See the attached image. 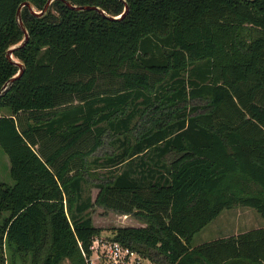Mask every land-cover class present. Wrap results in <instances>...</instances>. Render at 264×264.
Segmentation results:
<instances>
[{
    "label": "trees",
    "instance_id": "trees-1",
    "mask_svg": "<svg viewBox=\"0 0 264 264\" xmlns=\"http://www.w3.org/2000/svg\"><path fill=\"white\" fill-rule=\"evenodd\" d=\"M47 1L0 0V90L19 71L7 58L24 39L18 9ZM125 1L118 20L61 0L42 16L21 8L29 39L13 57L25 71L0 98L12 180L0 182V264H86L101 231L95 203L145 221L113 239L157 251L160 264H264V227L194 243L235 206L264 220V0ZM97 75L121 80L119 90L93 94ZM104 133L123 148L105 168L125 166L96 178L93 201L87 156Z\"/></svg>",
    "mask_w": 264,
    "mask_h": 264
},
{
    "label": "rangeland",
    "instance_id": "rangeland-1",
    "mask_svg": "<svg viewBox=\"0 0 264 264\" xmlns=\"http://www.w3.org/2000/svg\"><path fill=\"white\" fill-rule=\"evenodd\" d=\"M96 78L97 84L94 88L93 94L97 95L102 93H111L119 90L121 80L111 76L101 75H97ZM1 114L7 115L8 111L5 110ZM24 115L25 114H23L22 116ZM138 120L139 119L135 121V124ZM102 126L103 129H105L107 127V124ZM108 136V133L102 134L99 138L105 141L104 145L98 147V149L94 153L87 156V162L89 164L90 169L87 175L88 183L84 185V194L90 195L93 201L96 200V197L99 193V187L97 186L98 181L96 180V178H99L98 176H111L113 174L120 173L125 166L122 165L117 168H105V165L107 164L106 160L108 158L106 156H117L123 153V148L120 147L121 143L117 141H113L111 143L112 139L107 138ZM93 145L94 140H88L87 137H84L79 143V146L81 147L80 149L85 151L90 150ZM0 182L12 184V180L9 173V159L7 155L1 150V148ZM90 216L93 225L97 229L101 230L100 234H97L96 237H113V230L118 228L142 229L148 227V224L145 221L139 219L135 215L123 214L117 211L106 209L99 205H96V203L90 210ZM262 225H264V220L255 210L235 206L232 209L224 211L218 218L212 221L198 235H196L194 243L195 245H197L204 242L213 241L222 237L230 236L234 233L249 231ZM156 252L157 251L155 250L152 252L154 254L152 258L159 263H165V256H156ZM64 264L68 263L66 262Z\"/></svg>",
    "mask_w": 264,
    "mask_h": 264
},
{
    "label": "built area",
    "instance_id": "built-area-1",
    "mask_svg": "<svg viewBox=\"0 0 264 264\" xmlns=\"http://www.w3.org/2000/svg\"><path fill=\"white\" fill-rule=\"evenodd\" d=\"M86 264H160L143 252L115 241L113 237H95Z\"/></svg>",
    "mask_w": 264,
    "mask_h": 264
},
{
    "label": "water",
    "instance_id": "water-1",
    "mask_svg": "<svg viewBox=\"0 0 264 264\" xmlns=\"http://www.w3.org/2000/svg\"><path fill=\"white\" fill-rule=\"evenodd\" d=\"M54 1H56V0H48L47 3H46V5H45L44 10L41 11V12H36L34 10V8L30 5L29 2H25L23 4V6H27L30 9V11L32 12V14L37 15V16H42V15H45L46 14V12L49 10L51 4ZM61 1H63L66 4V6H68L69 8H71L72 10H75V11L95 10V11L99 12L100 14H102L104 16H107L105 14V12L103 10H101L100 8H98V7H91V6H73L67 0H61ZM121 1L124 2V4H125V10H124L123 14L121 16H118V17L107 16V18L112 19V20H118V19L123 18L128 13L129 6H128L127 2L125 0H121ZM22 7H20L18 9V12H17V21L19 23V26H20L22 32L24 33V39L18 45L13 46V47H11V48H9L7 50V58H8V60L12 64L16 65L19 68V71L8 82H6L5 85L2 87V89L0 90V98L3 97L10 90V88L13 86L14 82L16 80H18L23 75V73L25 71V66L21 62L17 61L13 57V52L15 50L19 49V48H22L28 42V39H29L28 31H27V29H26V27L23 24V21L21 19V8Z\"/></svg>",
    "mask_w": 264,
    "mask_h": 264
},
{
    "label": "crops",
    "instance_id": "crops-1",
    "mask_svg": "<svg viewBox=\"0 0 264 264\" xmlns=\"http://www.w3.org/2000/svg\"><path fill=\"white\" fill-rule=\"evenodd\" d=\"M261 227H264V225H262V226H260V227H257V228H261ZM257 228H254V229H257ZM249 231H250V230H249ZM245 232H247V231H245ZM241 233H244V232L234 233V234H232V235H230V236H237V235H239V234H241ZM226 237H229V236H226ZM226 237H222V238H226Z\"/></svg>",
    "mask_w": 264,
    "mask_h": 264
}]
</instances>
